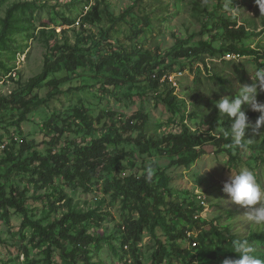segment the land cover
Here are the masks:
<instances>
[{
  "label": "rangeland",
  "instance_id": "374dc122",
  "mask_svg": "<svg viewBox=\"0 0 264 264\" xmlns=\"http://www.w3.org/2000/svg\"><path fill=\"white\" fill-rule=\"evenodd\" d=\"M100 2L101 9L105 11L103 22L84 24V18L91 7ZM224 2L225 0H209L205 5V0H0V35L10 10L14 11L18 7L23 11H14L19 17V21L16 22L18 26L10 29V35L3 42L0 50V100L9 98L14 92L28 85L32 79L41 75L44 72L46 60L55 59L51 48L57 44L64 46L67 40L72 45L79 43L81 49L91 51L90 54L93 55L98 53L99 56L109 54L108 43H113L117 54H124L119 47L123 48L127 54H135L133 61L136 62L138 56L150 54L163 58L168 56L180 39L188 41L187 47L206 41L213 43L214 47L220 50L225 45L221 38L222 34L213 31V34L203 36L204 26L208 25L212 31V28L221 25L222 20H228L231 23H237L238 27L243 24L246 26L249 36L242 42V47L264 53V15L260 14L255 0H233V6L240 11L236 18L224 10ZM197 5H205L206 11L201 12L197 9ZM120 18L122 19L118 21ZM42 31H45L46 35L42 34ZM104 36L106 38L103 41ZM214 39L217 40L214 41ZM210 60L212 59H208V62ZM226 61H234L231 69L225 70L228 74H233L235 69L240 67L239 70H243L250 81L258 64L264 63V59L256 63L251 57ZM170 62L169 60L168 64ZM216 63L222 70L221 61ZM120 72L130 85L112 93L109 89L104 90L98 86V78L101 77H97L89 68L81 70L77 75H68L65 72L56 74L57 80L46 87L32 84L33 102L42 101V99L47 101L32 109L25 118H22V107L0 105V146H10L12 150L14 149L17 158L22 156L19 160L20 164L30 159L36 152L46 156L52 148L49 141L45 142L44 137L47 136V131L44 133V128L49 123L53 124L55 116L61 128L67 122L73 123L75 109L83 108L90 110L94 119L104 117L102 124L96 126V129H101L105 123L110 124L104 114L115 113L118 119L124 117L123 119L128 121L137 113H144L149 118L146 134L162 137L175 132L174 123H179L180 119L172 117L163 102H159L154 93H148L145 90L146 85L141 84L142 78L133 74L129 76L122 68ZM131 78L136 79V83ZM173 78L174 83L177 84V95L187 101V111H189L191 100L188 98L187 91L196 88L195 78L188 70L182 74L178 73ZM234 84L238 88L240 83ZM203 85L202 93L211 95L214 87L208 82ZM17 99L21 100L20 97ZM257 99L264 103V93H260ZM185 124L193 132H208L210 128L199 121L192 123L188 118L185 119ZM104 136L99 133L84 139L75 134L69 137L70 142L77 141L79 144L88 145ZM65 139L62 140V148L68 147ZM27 143L33 148L32 151H24L23 146ZM4 149L0 150V161L7 159ZM124 152L129 156L128 159L132 157L138 169L148 170L155 164L172 180L170 185L172 196L165 194L167 203L184 204V206L193 204L203 208V212L198 213V218L203 227L204 245L205 248L214 252V256L209 261L203 257L199 258L198 264H222L224 259L231 258L227 255V245L212 232L210 226L212 220H217L219 229L231 227V231L235 232L239 238L253 232L254 228H259L247 222L244 215L248 210L230 203L222 190L230 174H235L241 168H248L246 160L252 161L250 169L254 172L257 183L264 189V165L254 162L259 156L258 153L256 155L244 153L243 164L238 170L230 171L226 157L217 155L211 146L203 148L204 156L189 169L179 166L170 167L171 160L160 158L155 153H152V158L142 156L140 150L134 146L124 145L121 148L111 149L112 154L125 155ZM12 165L8 163L2 170L3 177L0 179V184L5 185L10 181L21 190L28 188L31 192L30 198L33 196L43 198L37 202L31 199L28 201L27 206L32 221H40L45 227L66 213L61 210L50 216L49 207L56 202V198L47 199L52 192L36 189L32 184V175L18 170L9 171L12 170ZM55 187L65 198L74 202L73 207L76 210L85 213L96 211L97 215L103 217L96 221V225L88 226L90 234L105 239L98 246L95 244L91 247L95 263L137 264L130 253L123 252L118 230L120 225H124L126 220L134 215L130 207L126 208L119 201L114 202L110 196H106L102 185L99 187L91 185V192L86 194L82 188L76 190L70 188L64 183V178L59 177L55 179ZM172 223L177 226V229H181L184 225L183 221L177 218ZM35 232V228L23 225V215L9 210L5 216L4 212L0 211L2 241L0 264H47V255L44 251L50 243L35 235ZM194 234L197 235V232L194 231ZM168 242V236L163 230L158 229L156 237L145 233L140 245L142 263L152 264L154 262L152 255L159 247L158 243L168 244ZM256 245L252 243L253 247ZM112 246L122 258L115 254ZM181 246L188 248L189 245L185 240L181 242ZM25 250L28 253L27 257L24 255ZM51 262L64 264L57 252H53ZM165 264L184 263L168 259Z\"/></svg>",
  "mask_w": 264,
  "mask_h": 264
},
{
  "label": "trees",
  "instance_id": "16d2710c",
  "mask_svg": "<svg viewBox=\"0 0 264 264\" xmlns=\"http://www.w3.org/2000/svg\"><path fill=\"white\" fill-rule=\"evenodd\" d=\"M208 2L209 0H205V5ZM205 5L196 7L202 12L206 11ZM14 11L23 12L18 7ZM14 11L10 10L4 22L0 35V50L3 42L10 35V29H15L18 26L16 22L19 21V17ZM104 15L105 11L101 9L100 2V4L91 7L84 18V24H100L104 20ZM147 24L149 25V20ZM213 31L222 34L221 38L225 45L220 50H217L213 43L206 41L187 47L188 41L180 39L168 56L164 58L152 54L138 56L136 62L133 61L136 57L135 54H127L123 48L119 47L124 54H117L113 43H108L109 54L99 56L98 53L93 55L90 54L91 51L81 49L79 43L72 45L67 40L64 46L57 44L51 48L52 56L55 59L48 58L46 60L44 72L41 75L32 79L28 85L14 92L9 98L0 100V105L4 107L9 105L22 107V118H25V115L32 109L47 101V99H42V101L33 102L32 84L46 87L57 80L56 74L65 72L68 75H77L81 70L89 68L97 77H101L98 78V86L104 90L109 89V92L112 93L130 85V82H126L125 77L120 74V68H122L127 75H137L142 78L141 84L146 85L145 90L148 93H154L158 101L163 102L172 117L180 119L179 123H174L175 132L161 137L146 134L149 118L144 113H137L128 121H125L124 117L118 119V115L115 113L104 114L110 124L105 123L101 129H96V126L102 124L101 121L104 117L94 119L90 110L75 109L73 123L67 122L61 128L55 116L53 124L49 123L44 128V133L47 131V136L44 137L45 142L49 141L52 148L46 156L36 152L30 159L20 164L19 160L22 156L17 158L14 149L12 150L10 146L5 147L3 152L7 155V159L0 161V179L3 177L2 170L8 163H11L13 164L12 170L9 171L18 170L32 175V184L36 189L52 192L47 199L56 198V202L49 207L50 216L61 210L66 211L61 218L43 227L40 221H32L27 206L30 199L37 202L43 198L41 196L30 198L31 192L28 188L21 190L19 186L10 181L5 185L0 184V211L4 212L5 216L9 210L23 215V225L35 228V235L49 241V247L44 251L47 255V264H52L53 252L60 255L64 264H97L93 261L91 247L95 244L98 246L101 241L105 240L103 237L88 232V226L96 225V221L103 217L97 215L96 211L85 213L76 210L73 207L74 202L65 198L62 192L57 191L55 179L59 177H63L64 183L70 188L74 190L82 188L86 194L91 192V185L98 187L102 185L106 196H110L114 202L119 201L126 208L130 207V211L134 215L127 219L124 225H120L118 230L123 252L130 253L137 264H143L140 259L142 254L140 245L145 233L156 237L158 229L166 233L169 242L168 244L158 243L159 247L152 255L154 260L152 264H165L168 259L184 264H198L199 258L203 257L209 261L214 256V252L205 248L204 245L203 227L198 218V213H202L203 208L193 204L184 206V204L167 203L165 194L167 193L169 197L172 196L170 189L172 180L161 168L153 164L151 168L154 171L149 177L147 170L138 169L132 157L128 159L129 156L126 155V152H124L125 155L111 153L113 147L134 146L140 150L142 156L151 157L152 153H155L160 158L171 160L170 167L179 166L189 169L204 156L203 148L211 146L217 155L226 157L230 171L238 170L245 161L242 160L244 158L242 155L246 152L251 155L258 153L259 156L255 158L254 162L264 165V128L258 135H254L251 128L246 130L244 139H252L246 149L241 150L230 146L231 139L225 136L221 129L226 131L231 121L227 117L221 121L213 107V101L223 95L231 96L235 93L237 90L235 82L251 83L243 70H239L240 67H237L238 69H235L233 74H228L225 70L231 69L234 61H226L224 58L228 56L236 59L251 57L257 63L260 59H264V53H258L241 46L249 36L244 24L238 27L237 23L222 20L221 25L212 28V31L208 25L204 26L203 36L213 34ZM42 32L46 35L45 31ZM104 38L106 37L102 38L103 41ZM216 40L214 39V41ZM88 52L89 54H87ZM208 59L214 61L208 62ZM169 60L170 64H168ZM217 61H221L222 70L221 66L216 63ZM258 65V68L264 67V63ZM186 70L194 76V81L197 84L194 90L187 91L188 98L191 100L189 111H187V101L177 95V86L175 87V84L170 81L171 77L178 73L182 74ZM131 79L136 83V79ZM205 82L214 87L211 95L202 93ZM19 97L22 102L18 101ZM247 115L249 122L254 125L260 113L249 111ZM187 118L192 123L199 121L210 127L208 132H193L185 124ZM99 133L105 136L88 145L79 144L77 141L70 142L69 136L73 134L82 136L84 139ZM66 136L68 138L65 139ZM136 136L138 137L136 138ZM63 139L68 147L62 148ZM23 148L26 152L33 150L28 143ZM246 161L250 169L252 161ZM94 216H96L95 219ZM175 218L183 221L184 225L181 229H177V226L172 223ZM210 226L219 240L227 245V255L235 258V255L231 253L232 241L238 239V235L231 231V227L219 229L217 220H212ZM194 231L197 232V235L191 241H195L196 246L189 245L188 248H183L181 242L185 240L189 242L187 234L194 233ZM239 239H247L251 246L252 243L257 244L254 247L256 254L264 259V227L254 228L253 232L251 231ZM112 248L115 254L122 258L116 248L114 246ZM24 255L28 256L26 250Z\"/></svg>",
  "mask_w": 264,
  "mask_h": 264
},
{
  "label": "clouds",
  "instance_id": "9594fccd",
  "mask_svg": "<svg viewBox=\"0 0 264 264\" xmlns=\"http://www.w3.org/2000/svg\"><path fill=\"white\" fill-rule=\"evenodd\" d=\"M255 4L260 14L264 15V0H255ZM224 10L233 18L240 14L233 6V0H225ZM250 78L251 83L239 84L233 95H223L213 101V107L221 121L225 117L231 121L227 130L221 129V132L231 139L230 146L241 150L252 142V139H244L246 130L251 128L253 134L258 135L264 128V103L257 99L260 93H264V67L257 68ZM249 111L260 113L254 125L249 122ZM153 171L151 167L148 168L149 177ZM222 190L230 203L248 210L244 216L249 224L264 227V189L257 183L251 169L244 167L235 174H230ZM231 253L235 258H226L222 264H264V259L256 254L255 248L247 239H234Z\"/></svg>",
  "mask_w": 264,
  "mask_h": 264
},
{
  "label": "built area",
  "instance_id": "2783aa9c",
  "mask_svg": "<svg viewBox=\"0 0 264 264\" xmlns=\"http://www.w3.org/2000/svg\"><path fill=\"white\" fill-rule=\"evenodd\" d=\"M233 60V59H236L235 57H232V56H228L227 58H226V60ZM170 81L172 82V83H174V78L173 77H171L170 78ZM175 84V87L177 86V84L176 83H174ZM5 148V146L4 145H2V146H0V150H2V149H4ZM194 237H196V235H194V233H192V232H190V233H188L187 234V239H188V241L189 242H187V244L188 245H191L192 247H195L196 246V242L195 241H191V239L192 238H194Z\"/></svg>",
  "mask_w": 264,
  "mask_h": 264
}]
</instances>
